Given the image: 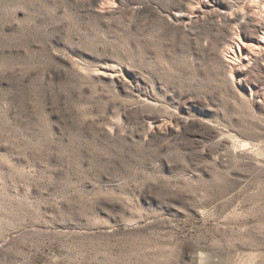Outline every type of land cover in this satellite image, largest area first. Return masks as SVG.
<instances>
[{
    "label": "rangeland",
    "instance_id": "374dc122",
    "mask_svg": "<svg viewBox=\"0 0 264 264\" xmlns=\"http://www.w3.org/2000/svg\"><path fill=\"white\" fill-rule=\"evenodd\" d=\"M262 6L0 0V264H264Z\"/></svg>",
    "mask_w": 264,
    "mask_h": 264
},
{
    "label": "bare ground",
    "instance_id": "6f19581e",
    "mask_svg": "<svg viewBox=\"0 0 264 264\" xmlns=\"http://www.w3.org/2000/svg\"><path fill=\"white\" fill-rule=\"evenodd\" d=\"M262 8H264V7L262 6ZM261 11H263V10H261ZM221 17L223 19H227L226 18L227 16L224 14H222ZM240 17L242 18V20L244 22V24H243L244 26H247L248 24H251L252 22H254L253 17L250 15L249 11H245V10L242 11ZM254 29L256 30V32H261V35L259 36V38H252L251 36L246 35L245 39L247 40V39L252 38L250 40V42L254 43V44H252V46L256 50V53L254 55H252L251 52L249 51V49H251V48H248L249 44H245L244 42H242V43H240V46H238V58H241L242 56L247 57L251 54V56H253L252 63H251L252 66L261 67L264 69V21L256 24ZM231 53H233V57H235V58L237 57V55L234 54L233 50L231 51ZM240 66H241V64H240ZM240 66H239V64H234V63L231 64V73H235L237 75L240 74L241 73Z\"/></svg>",
    "mask_w": 264,
    "mask_h": 264
}]
</instances>
